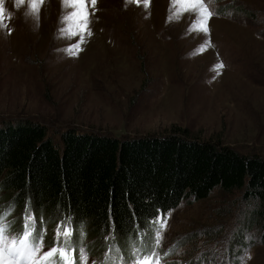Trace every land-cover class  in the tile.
<instances>
[{
  "label": "rangeland",
  "instance_id": "obj_1",
  "mask_svg": "<svg viewBox=\"0 0 264 264\" xmlns=\"http://www.w3.org/2000/svg\"><path fill=\"white\" fill-rule=\"evenodd\" d=\"M206 5L213 16L205 33L180 0H150L147 7L143 0H97L92 34L72 55L66 49L79 38L59 31L62 0L38 5V18L29 15L28 0H4L0 127L43 123L60 145L69 128L120 138L184 129L191 137L264 156V0ZM243 193L215 189L208 199L185 198L170 210L159 251L182 247L164 264H241L245 253L251 256L245 264H264L261 224L253 220L258 207ZM13 205L0 189V208L9 206L19 230L26 207ZM149 222L141 231L150 238ZM58 225L51 242L42 227L43 251L55 246ZM115 240L126 253L128 238ZM102 259L89 253L88 264Z\"/></svg>",
  "mask_w": 264,
  "mask_h": 264
},
{
  "label": "trees",
  "instance_id": "obj_2",
  "mask_svg": "<svg viewBox=\"0 0 264 264\" xmlns=\"http://www.w3.org/2000/svg\"><path fill=\"white\" fill-rule=\"evenodd\" d=\"M61 141L43 123L0 127V189L15 210L30 202L50 242L70 216L89 253L104 258L110 211L115 238L126 240L158 212L177 208L185 198L208 199L218 189L222 195L244 190V199L256 201L253 220L261 224L264 243L263 155L191 137L184 129L120 138L69 128Z\"/></svg>",
  "mask_w": 264,
  "mask_h": 264
},
{
  "label": "snow or ice",
  "instance_id": "obj_3",
  "mask_svg": "<svg viewBox=\"0 0 264 264\" xmlns=\"http://www.w3.org/2000/svg\"><path fill=\"white\" fill-rule=\"evenodd\" d=\"M26 0H16L17 5H24ZM45 0H28L30 16L38 18L40 9ZM139 4L141 0H134ZM211 0H208L210 3ZM144 5H150V0H143ZM180 3L190 5L191 11L197 19L198 31L207 32V21L213 16L206 5V0H180ZM97 0H62L65 14L61 17V28L59 29L64 38H76L79 40L71 48L66 49L72 55L82 50L81 45L85 43V37L90 36V16L94 15ZM4 0H0V28L7 27L4 24ZM89 5L93 12H89ZM67 25L66 27L64 25ZM9 34L11 32L9 31ZM222 63L216 65V69H222ZM9 206L0 208V264H88L89 251L84 242L78 237L82 234L79 228L73 227L69 216L60 223L56 229V244L48 251H43L44 234L38 227L34 212L30 211V202H26L25 214L22 217L21 228H15V221L9 219L11 213L7 211ZM14 207V205L12 206ZM171 212L160 215L159 212L149 222L150 238L147 232L141 231L139 225L136 232L129 235L127 251L120 248L115 240V220L109 213V235L105 241H112L107 245V251L101 261H92V264H164L167 256L178 254L182 247L181 243L173 245L166 252L161 253L164 232L168 227V218ZM135 218V214L133 213ZM251 236L246 239H251ZM251 256L245 253L241 258V264Z\"/></svg>",
  "mask_w": 264,
  "mask_h": 264
},
{
  "label": "water",
  "instance_id": "obj_4",
  "mask_svg": "<svg viewBox=\"0 0 264 264\" xmlns=\"http://www.w3.org/2000/svg\"><path fill=\"white\" fill-rule=\"evenodd\" d=\"M113 137H116V136H113Z\"/></svg>",
  "mask_w": 264,
  "mask_h": 264
}]
</instances>
